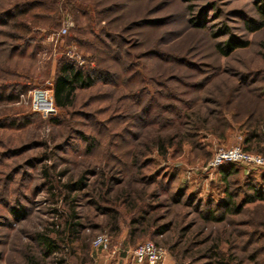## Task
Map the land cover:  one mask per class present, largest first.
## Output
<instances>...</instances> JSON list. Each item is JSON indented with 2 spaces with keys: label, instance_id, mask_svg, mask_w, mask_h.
Listing matches in <instances>:
<instances>
[{
  "label": "rangeland",
  "instance_id": "obj_1",
  "mask_svg": "<svg viewBox=\"0 0 264 264\" xmlns=\"http://www.w3.org/2000/svg\"><path fill=\"white\" fill-rule=\"evenodd\" d=\"M263 2L193 0L189 11L184 0H0V264H30L29 257L79 264L81 256L55 236L70 213L89 253L133 259L134 247L151 240L169 264H217L213 246L241 264L262 262L264 206L220 223L196 208H215L223 194L211 164L219 148L244 146L264 158V26L250 32L244 24L261 19ZM223 26L248 46L222 55ZM62 57L103 79L57 107L54 122L26 99L31 88L49 87ZM84 137L95 141L89 152ZM235 163L227 182L238 201L246 177L264 182V166ZM169 177L175 181L164 191ZM79 180L80 189L66 187ZM180 187L192 204L171 200ZM126 190L133 207L123 204ZM147 203L154 204L148 220L130 236L131 217ZM11 208L26 215L18 219ZM102 208L117 211L116 230ZM160 224L168 230L155 235ZM40 233L54 237L60 252L44 257ZM102 234L107 246H94Z\"/></svg>",
  "mask_w": 264,
  "mask_h": 264
},
{
  "label": "trees",
  "instance_id": "obj_2",
  "mask_svg": "<svg viewBox=\"0 0 264 264\" xmlns=\"http://www.w3.org/2000/svg\"><path fill=\"white\" fill-rule=\"evenodd\" d=\"M193 0H184V2L187 3V7L189 11L190 9V2ZM261 0H259L260 2ZM212 6V9L214 8V4L210 3ZM258 12L261 16L260 20L255 19H249L247 18L244 22L245 26L248 28L250 32H254L257 30H260L264 26V2L258 4ZM194 18V17H192ZM190 17V21L192 22V25L197 28H205L206 23L199 18L192 19ZM220 31L223 32V34L226 35V39L223 41L218 42L217 50L222 55H229L231 52H233L236 49L239 48H245L248 46L247 40H242L240 38H237L235 35L229 33L227 28L223 26ZM103 76H101L100 72H97L95 70L89 69V68H83L77 66L74 62L70 61L69 59L62 57L59 61L57 71L55 73L54 79H53V97L55 104L60 109H65L71 105H73V102L75 100L76 94L78 90L88 89L91 88L97 80H100ZM103 79V78H102ZM142 112L135 114L133 119H141ZM56 115H51L50 119L55 122ZM253 139H257V133L256 130L252 132ZM250 138H246L245 142H248ZM84 141L86 142V151L89 152L91 148L95 145V141L91 139V137H84ZM163 140L157 141V148L161 150L163 148ZM242 149L245 152H251L247 147L244 146ZM253 153V152H251ZM132 164V163H131ZM240 163H223L219 166H217V173L219 176L220 181L223 182L224 189L222 191L221 199L216 204L215 208H211L209 204L206 205V208L199 209L200 205L196 208L197 211L201 214V218L206 221H213L215 223H220L226 220V217L228 215H237L242 213L244 208L248 205H258V206H264V182L257 181L252 176L246 177L244 181L245 191L239 192V195L241 196V199L237 201L235 192H232L229 190V184L227 182V179L238 172V165ZM260 177L262 179L264 178V172L261 173ZM174 177H169L166 179V182L163 186L164 191H170L172 184L174 183L175 179ZM149 179V178H148ZM261 179V178H260ZM150 180V179H149ZM225 182V183H224ZM83 185L82 180H79L74 183H68L66 187H68L70 190L72 189H80ZM183 188L180 187L176 189L174 193L171 195V200H175V202H183L187 201L188 203H191L189 200L190 197H186V193H182ZM180 194V197L176 200L177 196ZM149 196V195H148ZM155 196H151V198H154ZM184 197V199H183ZM123 204L128 207H133L135 199H131V191L126 190L124 194L122 195ZM121 199V200H122ZM193 200V199H192ZM190 201V202H189ZM194 202V200H193ZM192 202V203H193ZM120 203V202H119ZM191 203V204H192ZM201 203V202H200ZM154 204L147 203L145 204L143 211L141 212V215L137 217H131L130 219V233L129 235H135V232H137L138 227L143 224V222L147 221L146 212L148 210H153ZM201 208V207H200ZM104 210V214H107L110 216V219L112 220V224L110 226L113 229H117V222H118V215L117 211L114 209L109 208H102ZM12 213L16 218L20 219L24 217L26 214L23 209L18 208H11ZM216 212V213H215ZM146 214V215H145ZM77 220L74 213H70V216L68 219L65 220L64 225L61 229V231L56 232L55 236L61 237V242H63L66 245H69V252L74 254L76 256H81L79 264H88L90 261L88 259L89 257V250L88 247L83 245V241L81 240V231L83 230L81 223L76 222ZM145 228V227H144ZM168 230L167 224H160L156 227L155 235L157 234H163ZM256 234V232H255ZM250 236V234H249ZM58 237V239H59ZM249 238V237H247ZM37 239L40 242V244L43 245L44 248V257H49L52 254L60 252V247L57 244V240L54 237H51L47 234L40 233L37 235ZM142 243V242H141ZM157 246L162 247L157 242H154ZM139 244V243H138ZM137 244V245H138ZM136 245V246H137ZM173 248V247H172ZM170 247V251L172 250ZM264 248V247H261ZM165 249V248H164ZM166 250V249H165ZM218 249L216 246L209 247L208 251L211 256H216V262L217 264H231L234 262V264H241V261H236L232 255L226 254V253H220L217 251ZM264 250V249H263ZM77 252V253H76ZM76 253V254H75ZM76 256V257H77ZM255 258L252 256L251 260H254ZM29 263L30 264H38L36 263L32 258L29 257ZM59 263H62V260H59ZM257 264H264V260L262 262H259Z\"/></svg>",
  "mask_w": 264,
  "mask_h": 264
},
{
  "label": "built area",
  "instance_id": "obj_3",
  "mask_svg": "<svg viewBox=\"0 0 264 264\" xmlns=\"http://www.w3.org/2000/svg\"><path fill=\"white\" fill-rule=\"evenodd\" d=\"M64 32V31H63ZM22 97L24 95L22 94ZM26 102L32 112L43 116L56 115L58 108L53 97V82H49V87H33L27 93ZM243 162L255 166H264V158L260 155L244 152L240 146L229 148H219L212 159L211 164L218 166L223 163ZM92 244L94 246L106 247L108 239L106 235H97ZM167 251L157 246L153 241L146 240L134 247L132 252L133 260L137 264H162Z\"/></svg>",
  "mask_w": 264,
  "mask_h": 264
},
{
  "label": "crops",
  "instance_id": "obj_4",
  "mask_svg": "<svg viewBox=\"0 0 264 264\" xmlns=\"http://www.w3.org/2000/svg\"><path fill=\"white\" fill-rule=\"evenodd\" d=\"M125 255L126 254H123L122 251L111 254L101 249L99 250V248H94L89 253L91 260L88 264H137L133 259H129V257ZM162 264H169V261H167V254Z\"/></svg>",
  "mask_w": 264,
  "mask_h": 264
}]
</instances>
